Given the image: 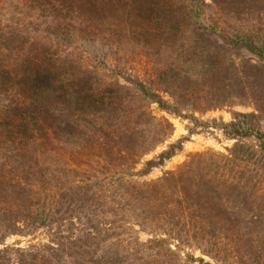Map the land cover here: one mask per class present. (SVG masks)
Listing matches in <instances>:
<instances>
[{
    "label": "trees",
    "instance_id": "obj_1",
    "mask_svg": "<svg viewBox=\"0 0 264 264\" xmlns=\"http://www.w3.org/2000/svg\"><path fill=\"white\" fill-rule=\"evenodd\" d=\"M40 1V6L50 11L48 16L53 22L75 8L68 0ZM150 1V8L158 13H139L140 21H162L165 27L141 28V34L150 43L173 42L176 55L175 60H168L156 70L150 84L128 77L130 87L118 82L107 85H117L119 91L102 86L92 70L84 69L69 53L49 52V42L42 39L26 51L22 45L4 46L20 60L0 63V90L18 86L21 98L15 96V106L0 111V149L4 153L0 160V230L4 235L22 227L47 226L51 238L49 244L26 249L0 247V264H119L115 260V241L109 239L113 224L108 223L111 228L106 229L107 223L102 221V205L107 199L104 190L113 192L112 197L130 196L147 205L151 218L166 217L164 221L170 225V219L176 217L170 212L171 203H177L181 212L195 211L198 218L202 213H223L228 220L234 216L252 225L264 221V196H259L257 210L247 199L255 188L264 189V0H223L230 15L227 17L240 26L227 32L203 23L193 9L197 4L189 7L183 3L176 15L170 0ZM212 1L221 6L220 0ZM85 4L89 9L97 8L92 0ZM5 36L6 42L17 37L13 32ZM197 37H207L211 43ZM159 90L167 92L172 100H165ZM151 102L176 114L187 108L202 111L234 103L253 105L248 112L232 111L231 119L219 124L227 137L235 139L227 154L198 163L195 175L189 172L193 159L180 169L177 186L182 200H165L167 177L149 185L150 190L124 181L123 174L138 162L136 157L172 128L167 120H156L148 111ZM46 129L55 139L68 141L76 149L86 145V155L95 157L88 163L92 174L86 180L73 182L49 197L43 189L49 168L40 165L35 140L36 131ZM181 145V139L170 143L137 172L148 173ZM96 149L99 153L93 152ZM185 174L192 177L184 178ZM218 174L225 179L220 185L240 189L242 204L222 207L213 199L195 196L197 187L213 189L212 177ZM247 188L252 190L247 193ZM195 227L203 234L207 231L206 227Z\"/></svg>",
    "mask_w": 264,
    "mask_h": 264
},
{
    "label": "rangeland",
    "instance_id": "obj_2",
    "mask_svg": "<svg viewBox=\"0 0 264 264\" xmlns=\"http://www.w3.org/2000/svg\"><path fill=\"white\" fill-rule=\"evenodd\" d=\"M68 1L75 8L53 22L48 16L50 11H45L40 6V0H0V38L3 44L0 47V63L11 64L14 60H20L16 57L17 54L5 50L4 46L19 48L22 45L26 51L42 39L49 42V52L69 53L70 58L80 63L84 69L92 70L102 86L119 91L117 85H107L118 82L130 87L126 80L128 77L150 84V81L155 80L157 69L162 68L168 60H175L173 42L150 43L151 40L145 39L141 34V28L165 27L162 21L157 24L148 19L144 23L140 21L137 15L139 13L145 16L158 13L150 8L153 3L150 0H92L97 4L96 9L86 6L85 2L88 0ZM170 1L174 4L171 10L176 15L183 3L189 7L197 4V8L193 9L206 25H215L225 32L240 28L237 22L227 17L230 15L226 13L228 7L223 0H220L221 6L212 0ZM163 6L167 7L168 4ZM8 32L17 36L12 42L3 39ZM197 38L211 43L207 37ZM17 88L18 86L15 88L10 85L9 91L0 90V111L3 107L15 106V96L21 98ZM159 93L165 100H172L167 92L159 90ZM147 109L156 120H167L172 128L158 143L136 157L138 162L128 174H123L124 181L145 185L143 189L146 187L150 190L149 185L167 177L165 200L174 202L176 198L182 200L183 197L177 186L180 169L193 159V169L189 172L195 175L198 163L203 164L210 157L217 159L218 155L227 154L235 139L227 137L218 127L219 124L230 120L232 111L248 112L253 110V105L234 103L202 111L187 108L176 114L151 102ZM35 134L40 165L49 168L43 187L48 197L60 188L69 187L73 182L86 180L92 174L88 163L95 160V157L86 155V145H79L76 149L68 141L55 139L50 129L36 131ZM179 139L182 140V145L174 155L144 175L137 172L147 159L155 158L170 143ZM93 152L99 153L97 149ZM2 158L4 153L0 149V160ZM190 175L185 174L184 178H191ZM213 179V189L197 187L195 196L200 197V200L213 199L222 207L224 205L228 208L243 203L240 189L233 190L220 185L225 180L224 176L218 174ZM227 181L235 182L231 179ZM247 190L249 193L252 189ZM110 192L104 190L107 199L102 205L105 210L102 215L104 219L102 216L101 218L107 223L106 229L113 227L109 239L115 241V260L119 264H264V221L252 225L234 216L228 220L223 213L217 216H205L202 213V217L198 218L194 215L195 211L183 209L181 212L177 203H171L170 212L176 217L170 219V225L164 221L166 217L162 219L158 215L151 218L147 205L133 201L130 196L112 197L114 193ZM249 195L247 194V199L254 210H257L256 207L260 205L259 196H264L263 187L255 188L254 194L251 197ZM195 226L206 227V233L203 234ZM50 238L51 231L47 226L22 227L19 231L4 235L0 230V247L26 249L49 244Z\"/></svg>",
    "mask_w": 264,
    "mask_h": 264
}]
</instances>
